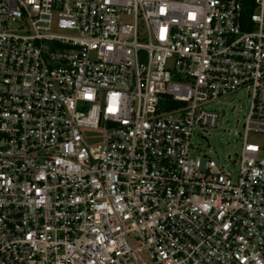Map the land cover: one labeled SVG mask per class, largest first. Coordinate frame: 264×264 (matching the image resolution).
<instances>
[{"label": "built area", "instance_id": "obj_1", "mask_svg": "<svg viewBox=\"0 0 264 264\" xmlns=\"http://www.w3.org/2000/svg\"><path fill=\"white\" fill-rule=\"evenodd\" d=\"M240 91L239 154L201 156ZM251 134L264 0H0V264H264Z\"/></svg>", "mask_w": 264, "mask_h": 264}, {"label": "rangeland", "instance_id": "obj_2", "mask_svg": "<svg viewBox=\"0 0 264 264\" xmlns=\"http://www.w3.org/2000/svg\"><path fill=\"white\" fill-rule=\"evenodd\" d=\"M249 106L250 101L245 91L222 98L219 105H211L212 109L219 112L225 111L229 118L220 117L215 129H193L190 139L191 146L198 150L201 156L211 158L220 164L225 165L229 159H235L240 152L243 124ZM82 134L88 146L100 144L103 139L101 132H82ZM249 141L264 145V135L251 134ZM191 156L195 157V152L191 153Z\"/></svg>", "mask_w": 264, "mask_h": 264}, {"label": "trees", "instance_id": "obj_3", "mask_svg": "<svg viewBox=\"0 0 264 264\" xmlns=\"http://www.w3.org/2000/svg\"><path fill=\"white\" fill-rule=\"evenodd\" d=\"M247 2L249 3V2H250V0H247Z\"/></svg>", "mask_w": 264, "mask_h": 264}]
</instances>
